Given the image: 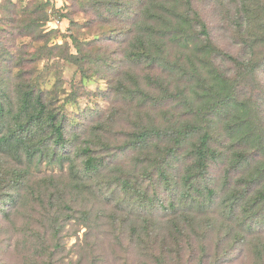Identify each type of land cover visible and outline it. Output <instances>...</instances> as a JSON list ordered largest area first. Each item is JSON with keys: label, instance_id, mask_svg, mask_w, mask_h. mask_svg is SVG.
Returning a JSON list of instances; mask_svg holds the SVG:
<instances>
[{"label": "trees", "instance_id": "1", "mask_svg": "<svg viewBox=\"0 0 264 264\" xmlns=\"http://www.w3.org/2000/svg\"><path fill=\"white\" fill-rule=\"evenodd\" d=\"M46 3L41 25L27 20L24 27L36 52L0 48V193L17 209L27 207L37 199L18 190L26 174L58 169L47 189L59 187L58 176L67 180L62 203L87 230L76 260L55 257L63 217L56 209L34 229L38 238L21 264H103L104 229L119 225L122 206L133 215L127 231L137 242L125 246L119 264H242L249 252L264 264V104L256 94L264 76V0H234V18L215 22L197 0H103L106 16L96 25L117 17L125 24L120 35L106 36L110 43L100 54L85 45L102 36L84 42L71 33L78 53L60 56L83 75L95 62L140 66L109 92L137 108L96 104L89 108L93 120L82 126L39 80L38 61L57 56L50 45L56 30L38 27L62 18L76 24L65 9ZM17 6L14 0L0 5V32L11 29L14 15L37 11ZM118 45L122 52L107 58ZM105 95L74 84L67 101ZM216 165L222 175L212 171ZM110 204L120 208L108 212ZM0 264H10L9 256Z\"/></svg>", "mask_w": 264, "mask_h": 264}, {"label": "rangeland", "instance_id": "2", "mask_svg": "<svg viewBox=\"0 0 264 264\" xmlns=\"http://www.w3.org/2000/svg\"><path fill=\"white\" fill-rule=\"evenodd\" d=\"M14 1L17 2V9L22 6L24 9L29 7L35 10L37 9V11L32 14L23 13L22 15H14L13 18L16 20L12 23L11 29L9 28L6 31L0 32L1 49L14 50L15 53L21 52L28 55L36 52V40L32 39L33 37L28 35L24 27L29 20H33L34 22L36 21L38 25H41L43 18L41 17L42 13L39 11V8L46 5L47 1H49L50 4H56L58 7L65 9V12L69 14V18L71 17L76 21V24L71 26L70 19L62 18L63 20L58 25L54 23L55 20H52L48 21L43 26L38 27V29L43 32H48L51 29L56 30V32L52 34L50 45L53 46L57 57L54 61L50 62L44 58L39 60L37 65L41 70L39 80L43 87L48 90L49 97L54 100L58 106L65 103L68 116L73 120H79L78 126H82L83 124L93 120L94 117L89 113V108H94L96 104L102 109L114 106L115 108H121L124 111H136L137 103L134 101H128L118 94L111 97L109 92L112 91L111 86H120V83L130 74L140 73V66L137 64L133 65L130 62H123V64L119 63L118 66L113 62L110 63V66L107 64L102 65L101 62H95L94 66H87L88 68L84 71V76L82 72L79 71L77 65L65 61L60 56L66 55L67 52L73 54L78 53L71 33L78 35L84 42L94 40L96 36H102L100 41L85 45L88 51L92 53L98 52L100 54L105 52L107 45L110 43L109 39L114 40V36L117 37L120 35V31H122L125 27V24L121 22L119 23L118 20H116L118 19L117 17H115V21H112L109 26L96 25V23L103 19V16H106L104 14L106 10L103 11L105 8L103 0H100V7L97 2L94 3V0ZM233 2L234 0H197L199 8H202L203 12L214 22L219 20H231L234 18L235 5ZM5 3L6 0H0V5ZM46 8L48 12L52 9L49 5H47ZM12 10H14V7H12ZM6 13L8 12L6 11ZM12 14L16 13L13 11ZM0 18H2L1 15ZM132 22V19L126 20L128 28ZM70 26L72 29L69 28ZM111 30L115 31L112 35H107L106 33ZM229 33L230 32L227 33L228 36ZM106 36H113L114 38L112 37L108 39L105 38ZM102 38L104 40H102ZM122 39H120V41ZM230 40L231 38H225L224 42L227 46L231 47V50H234V47L232 48L229 44ZM118 43L123 44V40L122 42H117V44ZM121 49H123L122 46H119L116 51H114V49L109 50L110 52H107V58H112L117 53H121ZM99 65H101V67ZM17 70L18 68L14 67L13 72L16 73ZM261 80V88L259 87L256 94H259L260 99L264 104V76ZM74 84L84 86L90 90L100 89L103 93H106V95L105 97L94 98L92 100L82 98L75 103L68 102L67 99L74 88ZM248 90L249 88L245 87L243 94L246 95V92H249ZM115 125L116 126L113 127V132H117L119 128L118 123ZM119 133L116 135L121 138L122 135ZM125 157L123 159L127 161L128 159L127 157L125 159ZM19 167H22L21 164ZM221 168L222 167H218V165H216L212 171L220 172L222 175ZM56 172H59V170H53L51 167L44 166L40 170H36L35 168L34 172L32 171L29 175L26 174L27 183L26 185L18 187V190L25 193L29 201L37 199L36 202L27 204V207L25 206L17 209V205H19L17 201L15 202L17 204L14 205L11 203L10 199L4 195V193H0V235H2L0 241V257L7 258L9 256L10 264H21V258L30 251V241L38 238V236H32L33 233H36L34 229L38 226L40 227V224L44 219L52 217L56 209L63 213V217L61 219L62 222H60V227H62V232L60 234L61 239L59 240L61 241V252L56 254L55 257H62L65 261H69L71 259L76 260L78 258V244L83 242L87 228L80 223L77 217H69L67 215V213H71V211H66L64 204L62 203L66 200L64 196H68L66 194V184H68V182L65 178L58 176V179L61 182L59 187H55V184L53 183L54 185L51 189H47L51 184V181L47 180L50 177L49 174H54ZM44 179L45 181L41 182V180ZM47 182L50 183L47 185ZM32 189L35 192V195L31 193ZM38 198H40V200ZM11 200L13 201L12 197ZM83 200H85L84 197ZM83 200L82 203H84ZM47 207H49L50 211L46 210ZM53 207L54 209L51 211L50 208ZM115 208L120 207H113V204H110L108 212ZM128 211V209L125 210L124 206L118 210L117 215L120 217V226L118 224L115 226H105L104 230L106 237L104 242L106 246V255H104L103 264H119V256L124 251L125 246L129 245L130 242V245H134L135 242H137L135 239H131V234L127 231V224L129 223L128 219L133 218V215H128ZM6 213H8V215H6ZM51 234L52 233L49 232L47 235ZM51 238L53 239L52 236ZM50 241L53 243L52 240ZM247 255V257L244 256V259L243 257L241 258L242 264H257L250 252L249 254L247 253Z\"/></svg>", "mask_w": 264, "mask_h": 264}, {"label": "built area", "instance_id": "3", "mask_svg": "<svg viewBox=\"0 0 264 264\" xmlns=\"http://www.w3.org/2000/svg\"><path fill=\"white\" fill-rule=\"evenodd\" d=\"M56 25H58V24H60L61 23V21H59V20H55V22H54Z\"/></svg>", "mask_w": 264, "mask_h": 264}]
</instances>
